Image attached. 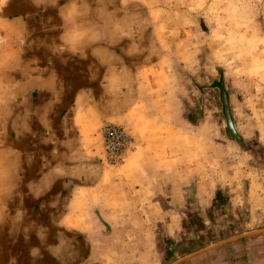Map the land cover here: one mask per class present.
Wrapping results in <instances>:
<instances>
[{"label":"crops","instance_id":"0c3cea01","mask_svg":"<svg viewBox=\"0 0 264 264\" xmlns=\"http://www.w3.org/2000/svg\"><path fill=\"white\" fill-rule=\"evenodd\" d=\"M112 4L0 0V264H160L158 226L182 230L184 184L200 178L164 144L182 123L159 88L167 54ZM105 120L136 144L118 167L100 162ZM189 254L264 264V227Z\"/></svg>","mask_w":264,"mask_h":264},{"label":"rangeland","instance_id":"374dc122","mask_svg":"<svg viewBox=\"0 0 264 264\" xmlns=\"http://www.w3.org/2000/svg\"><path fill=\"white\" fill-rule=\"evenodd\" d=\"M111 1L130 33L167 54L159 88L182 123L164 144L200 179L184 184L178 239L159 226L156 239L160 264H188L198 245L264 227V0Z\"/></svg>","mask_w":264,"mask_h":264},{"label":"built area","instance_id":"2783aa9c","mask_svg":"<svg viewBox=\"0 0 264 264\" xmlns=\"http://www.w3.org/2000/svg\"><path fill=\"white\" fill-rule=\"evenodd\" d=\"M105 164H120L130 148V137L122 127L109 121H103L100 127Z\"/></svg>","mask_w":264,"mask_h":264},{"label":"water","instance_id":"95a60500","mask_svg":"<svg viewBox=\"0 0 264 264\" xmlns=\"http://www.w3.org/2000/svg\"><path fill=\"white\" fill-rule=\"evenodd\" d=\"M230 132H231V134H232L233 136L235 135L234 132H233L232 130H231Z\"/></svg>","mask_w":264,"mask_h":264}]
</instances>
